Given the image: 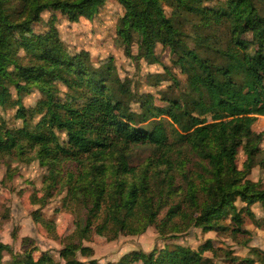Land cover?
Wrapping results in <instances>:
<instances>
[{
    "label": "trees",
    "instance_id": "trees-1",
    "mask_svg": "<svg viewBox=\"0 0 264 264\" xmlns=\"http://www.w3.org/2000/svg\"><path fill=\"white\" fill-rule=\"evenodd\" d=\"M23 1L26 17L16 21L8 11L10 0H0V108L13 105L15 118L22 122L21 127L10 128L0 115V159L36 160L47 170L45 195L51 197L61 185L67 208L82 207L83 216L76 217L74 231L59 250L63 263L46 252L34 258L26 249L18 258L2 242L0 261L6 251L17 264H85L79 256L90 258L93 249L82 241L93 233L112 240L119 234L142 233L149 225L160 233L167 228L180 232L178 219L204 232L245 233V217L258 225L251 206L259 203L264 210V187L247 176L264 138V130H252L257 116L264 115V0H225L216 8L203 6V0H118L123 13L116 32L126 53L137 34V58L156 62L154 49L160 44L186 76L188 91L161 98L167 108L149 101L140 104L139 112L123 102L109 64L94 66L85 50L69 55L52 33L30 39L18 36L39 21L45 9H58L68 21L78 22L92 19L105 0ZM165 5L171 9L170 17ZM188 15L212 29L196 38L205 52L188 48L180 25ZM220 27L226 30L224 36L217 35ZM20 50L30 56L26 64ZM57 83L73 91L71 101L58 96ZM10 86L16 99L11 98ZM32 88L42 97L27 108L23 96ZM36 115L41 118L32 124ZM161 115L171 120L176 137L199 159L195 184L189 183L180 198L172 174L158 179L164 186L160 189L151 183L156 174H148L147 167L136 171L128 160L129 149L136 145L169 151L171 133L164 119H157ZM240 147L247 155L241 169L236 164ZM237 201L243 205L237 207ZM45 204L44 200L41 206ZM212 249L207 240L198 250L181 244L157 252L131 250L115 264H203L202 253ZM250 251L256 256L263 253L255 247ZM245 261L255 264L253 258ZM87 263L98 264L92 258Z\"/></svg>",
    "mask_w": 264,
    "mask_h": 264
},
{
    "label": "rangeland",
    "instance_id": "rangeland-1",
    "mask_svg": "<svg viewBox=\"0 0 264 264\" xmlns=\"http://www.w3.org/2000/svg\"><path fill=\"white\" fill-rule=\"evenodd\" d=\"M224 2L225 0H203L202 4L205 7L216 8L222 6ZM23 5V0H10L8 3V11L12 18L17 19L16 21L26 17ZM165 11L170 17V7L165 5ZM122 13L123 8L118 0H105L92 19L81 18L78 22H70L61 11L49 8L40 13L39 21L31 22L29 29L18 36L22 39H30L52 33L61 41L69 55L85 50L89 52L90 61L94 66L109 64L111 79L120 90L123 102L132 111L139 112L140 104L149 101L156 106L167 108L168 104L161 98H176L188 91L186 76L181 73L177 65L173 64L169 49L160 44L154 49L156 62H148L141 56L137 58V34H134L130 53L127 54L116 32ZM180 25L188 41V48L205 52L206 49L196 45V38L208 35L212 29L205 27L197 16L191 15L183 19ZM225 34L224 27H220L217 35ZM249 37V34L244 35L246 39ZM18 54L22 57V63L26 64L30 59V56L22 50ZM57 86L58 96L63 100L71 101L70 92L73 91L68 90L61 83H57ZM10 90L11 98L16 99L13 86H10ZM40 97H42L41 91L32 88L24 94L23 104L27 108L33 107ZM77 102L81 101L77 100ZM15 112L16 107L13 105L0 108V115L6 126L10 128L22 125L21 120L15 118ZM40 118L41 115H36L31 123L36 124ZM159 118L164 119L165 126L171 133L166 146L169 151L165 148L159 150L149 144L132 146L129 149V164L136 167V171L147 167L148 174H156L157 179L151 183L158 185L160 189L163 185L158 179L172 174L173 186L178 192L177 197L180 198V193L186 191L189 183L195 184L196 171L200 170L199 159L184 140L176 137L175 132L172 131L171 120L165 115L157 119ZM173 127L180 129L176 124ZM252 130L254 133L264 130V115L257 116L252 124ZM60 135L64 136L63 133ZM164 158H167L168 162H165ZM246 160L245 151L241 147L238 148L236 164L239 169L243 168ZM254 160L255 165L247 177L263 188L264 138L254 152ZM46 173V168L36 160L19 163L9 157L0 159V242L9 244L12 254L18 255V258L26 249L31 250L34 258L46 252L63 263L59 258V250L74 231L76 217H82L83 210L82 207L76 211L67 208L64 201L65 190L61 185L57 186L51 197H47L43 184ZM44 200L46 204L41 206ZM236 204L237 207L243 205L240 201ZM165 209L166 207L159 214V218L163 216ZM251 210L259 223L257 225L250 218L245 217L242 226L247 230L245 233L232 234L229 229L204 232L201 228L182 223L178 219L180 232H173L167 228L164 233H160L155 225H149L142 233L119 234L112 240L93 233L82 243L92 247L93 254L90 258L95 259L98 264H115L123 254L131 250L157 252L166 246L172 247L173 244L198 250L207 240H210L213 249L202 253L203 264H247L245 260L248 258H253L255 264H264V261L260 260L261 256L264 257V210L259 203L253 204ZM37 216L38 219H35ZM23 238L28 239L26 244L22 243ZM253 247L263 253L258 256L251 254L250 250ZM79 257L88 264L90 258ZM0 264L17 263L13 261L11 254L5 251L2 253Z\"/></svg>",
    "mask_w": 264,
    "mask_h": 264
}]
</instances>
